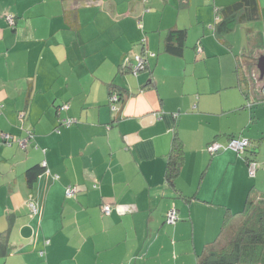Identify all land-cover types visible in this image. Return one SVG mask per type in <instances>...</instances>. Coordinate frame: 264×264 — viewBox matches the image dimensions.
Masks as SVG:
<instances>
[{"label":"crops","instance_id":"1","mask_svg":"<svg viewBox=\"0 0 264 264\" xmlns=\"http://www.w3.org/2000/svg\"><path fill=\"white\" fill-rule=\"evenodd\" d=\"M229 4L238 12L218 32ZM170 27L186 31L180 55L164 49ZM144 52L136 74L118 69ZM261 54L264 0H0V132L32 131L24 146L0 138V264H196L225 216L264 194V76L257 93L238 77ZM232 136L249 145L206 149Z\"/></svg>","mask_w":264,"mask_h":264},{"label":"trees","instance_id":"2","mask_svg":"<svg viewBox=\"0 0 264 264\" xmlns=\"http://www.w3.org/2000/svg\"><path fill=\"white\" fill-rule=\"evenodd\" d=\"M238 9V4H229L224 7L217 8L216 20L214 22L216 31L224 32L225 30H227L230 21L236 16L235 14L236 12H238ZM63 14L66 22H68V25H70L71 27H75L77 25L73 18L72 20L69 19L68 11L64 10ZM185 36L186 31L184 28L170 27L164 38V49L172 54L180 55L185 44ZM196 47H199L198 50L201 49L200 44H198ZM136 54L141 55L144 59L143 67L138 70L143 69L146 65V54H149L147 52H144L143 54L134 53L132 55H124L118 69H128L133 73L132 67L134 64H136V60L134 57ZM246 64H248V66L245 68V63L238 62V67L241 68L239 70L238 77L240 78V80H244L246 81V83H248L249 80L252 79L251 74L248 73L247 75L241 70H250L256 67L255 59L251 63L248 62ZM254 76H258V78H260L258 69L257 73ZM263 76H261V79L263 78ZM109 84V105L110 97L112 94L117 95V99L115 101V104H117L122 96V91H120L121 88L116 87V84L114 83L110 82ZM61 104L62 103L58 104L56 110H59L58 107ZM64 119L65 118L58 117V123H64ZM2 132L5 131L0 132V138L2 142L10 144L13 140L11 142H7L6 139L1 137ZM7 133L13 135L14 137H20L19 135L12 134L10 132ZM28 134L29 137H31L32 131L28 130L26 136H28ZM15 142L18 144L17 141ZM182 159V143L178 137H174L172 143V151L168 154L167 157L165 173L166 180L171 184H174V180L179 170L180 164L182 163ZM41 170L42 167L39 164L29 166L26 169V182L28 184H31ZM172 206L174 205H171V207ZM166 215L167 212L164 217V220L167 223H173L178 218L177 212L176 218L173 221H167ZM227 216L228 215H226L224 218L219 235L216 237V239H214L204 247V249L198 256L196 264H264V194L248 195L242 211L235 217L228 218Z\"/></svg>","mask_w":264,"mask_h":264},{"label":"built area","instance_id":"3","mask_svg":"<svg viewBox=\"0 0 264 264\" xmlns=\"http://www.w3.org/2000/svg\"><path fill=\"white\" fill-rule=\"evenodd\" d=\"M6 20H7L8 24H10V25H12L14 23V18L11 15H8L6 17ZM197 49H199V47ZM150 54H153V53H150ZM134 57L136 60V64L133 65L132 70H133V73H136L138 71V69L143 67L144 59L141 55H138V54H136ZM126 59H127V57H126ZM116 99H117V95L112 94L110 97V106L112 109H116V104H115ZM65 106H66V103H62L58 107V109L64 108ZM74 120L75 119L72 117H67L64 119V123H71ZM1 137L6 139L7 142L8 141L11 142L13 140V141H17L19 145L24 146V145H26V143L28 141L29 134L26 137H18V136L14 137L13 135H11L7 132H2ZM248 145H249V140L247 138L240 137V136H232L227 140L226 144H224V145L219 144L215 141H210L207 143L206 149L210 153H214L217 150L224 148V147H231L233 149H236L237 151H243ZM253 167H254V162L250 161L249 162L250 171H253ZM75 191H76L75 186L69 184L65 187L64 194H65V196L70 197L74 194ZM29 207H30L31 212H35L37 209L36 204L33 202L29 203ZM101 210L104 213H109L111 210V205L109 203L104 202L101 205ZM175 218H176V212H175L174 206H172L167 211L166 220L167 221H173Z\"/></svg>","mask_w":264,"mask_h":264},{"label":"rangeland","instance_id":"4","mask_svg":"<svg viewBox=\"0 0 264 264\" xmlns=\"http://www.w3.org/2000/svg\"><path fill=\"white\" fill-rule=\"evenodd\" d=\"M257 67H254V68H252V69H250V70H247V69H242L241 71L242 72H244L245 74H247L248 75V73L249 74H251V76H252V79L251 80H249V81H251V87H250V90L251 89H254L256 92L255 93H257L258 92V89L261 87V85L263 84L262 82V80H261V78H258V76H254L256 73H257V69H256ZM228 140V139H227Z\"/></svg>","mask_w":264,"mask_h":264},{"label":"water","instance_id":"5","mask_svg":"<svg viewBox=\"0 0 264 264\" xmlns=\"http://www.w3.org/2000/svg\"><path fill=\"white\" fill-rule=\"evenodd\" d=\"M256 67L259 71L260 76L264 75V54L258 56L256 61Z\"/></svg>","mask_w":264,"mask_h":264}]
</instances>
